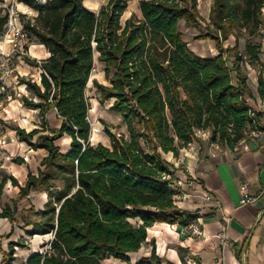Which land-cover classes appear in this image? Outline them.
Instances as JSON below:
<instances>
[{
	"label": "trees",
	"instance_id": "1",
	"mask_svg": "<svg viewBox=\"0 0 264 264\" xmlns=\"http://www.w3.org/2000/svg\"><path fill=\"white\" fill-rule=\"evenodd\" d=\"M14 1L37 13L28 20L19 14L18 21L30 44L43 45L50 54L41 63L24 57L42 69L40 84L18 78L30 95L22 96V103L39 111L41 124L30 133L16 132L20 142L48 156L38 175L29 172L26 186L9 177L21 192L0 218L13 221L21 199L47 191L45 210H30L38 219L30 221L29 235L52 239L49 249L27 264L130 263L153 224L184 227L192 219L176 205L177 178L164 154L179 158L197 132H210L213 143L234 150L249 141L250 131L264 130V114L248 104L244 57L237 46L223 47L236 29L245 30L247 61L259 63L261 45L252 39L263 37L264 0H214L208 32L195 39L214 41L220 53L215 58L196 55L181 31L182 22L201 27L199 0H140L142 18L133 14L124 25L128 0H109L98 13L85 0ZM8 23L9 10L0 11V37ZM226 54H234L233 70ZM96 60L107 82L93 80L99 100L113 101L111 109L127 127V134H117L104 126L110 145L91 141L88 85ZM258 81L263 94L262 74ZM53 109L63 120L60 130L49 129L47 115ZM65 135L72 139L66 153L57 144ZM14 163L26 164L22 158ZM7 179L0 183V197ZM152 258L159 261L155 254Z\"/></svg>",
	"mask_w": 264,
	"mask_h": 264
},
{
	"label": "crops",
	"instance_id": "2",
	"mask_svg": "<svg viewBox=\"0 0 264 264\" xmlns=\"http://www.w3.org/2000/svg\"><path fill=\"white\" fill-rule=\"evenodd\" d=\"M84 4L95 13L105 5L103 0H85ZM210 11L211 8L208 21ZM127 13L128 9L124 13L125 22L133 15L132 12ZM134 13L142 18L139 2ZM260 45L257 66L258 74H262L264 81V35ZM28 52L35 60H45L50 56L46 48L37 43L29 44ZM22 59L24 63L18 65L17 79L30 78L28 74L35 76L38 73L39 79L33 80L40 84L42 69L33 67L24 57ZM23 66L29 69L25 68L24 72H21ZM30 69L35 72L32 73ZM259 75L255 78L251 76L248 84L250 95H247V100L254 111L264 114V90L263 94L259 91ZM2 83L0 82V86ZM22 87L26 89L25 86ZM0 99L5 100L4 106L0 107V119L13 126L0 130V143H5L6 138L12 140H6L5 146H1L5 151V159L0 160V183L3 177H8L0 197L1 215L6 206L13 208V202L19 199L21 192L19 187L13 186L9 177H14L21 186H26L29 172L38 175L41 162L48 156V152L31 149L28 144L18 140L16 132L17 128L28 133L40 128L39 111L25 107L21 99L12 102H7L2 97ZM47 121L51 131L60 130L62 127L63 120L55 109L48 113ZM64 138L68 139L65 149L58 142L57 144L66 153L72 139L67 135L62 139ZM195 144L191 147H195ZM191 147L184 149V164L179 161L181 155L175 158L172 153H169L165 160L172 165L171 170L177 179L191 181V184H186L181 189L191 197L176 201V205L181 211L191 215L190 224L199 227L203 236H191L190 232L187 234L186 226L183 227L179 223H155L148 228L147 241L139 252L131 255L130 263L112 260V264H264V135L258 141L249 140L240 148L231 150L223 147L219 151L204 155L201 152L202 147L200 150ZM29 150L31 152L28 153ZM32 155L40 157L39 164L35 167L29 159ZM16 158L24 159L26 164L14 163ZM243 181L250 183L251 194L257 199L247 206L240 205V183ZM36 193L37 191H34L18 202L19 212L13 221L10 218H0V264H27L31 257L49 249L51 235H29L33 229L30 221L35 220L32 218L31 208L43 211L49 200V192L39 191L38 195L43 202L40 208H36L31 200ZM39 239L43 241L41 244L38 243ZM153 254L160 263L152 258Z\"/></svg>",
	"mask_w": 264,
	"mask_h": 264
},
{
	"label": "rangeland",
	"instance_id": "3",
	"mask_svg": "<svg viewBox=\"0 0 264 264\" xmlns=\"http://www.w3.org/2000/svg\"><path fill=\"white\" fill-rule=\"evenodd\" d=\"M109 0H103V5L107 4ZM129 1V8L128 13L132 12V14H135L134 11L136 10V4L140 0H128ZM214 3V0H199V12L201 16V27L195 28V27H189L185 22H182L181 24V31L184 35V40L189 44V47L191 50L198 56L202 58H215L219 56V52L216 50V44L211 39L207 40H196L195 37L199 35L201 32H208L207 29V21H208V14L209 9L212 7ZM8 9L10 12H14L16 14V17L19 14L26 15L25 20H28V18L33 19L37 16V13L33 12L27 7H23L21 4H15L14 0H6L5 4H0V11ZM100 10H98L96 13H98ZM5 11H3L4 13ZM127 13V14H128ZM127 16V15H126ZM125 15L124 18H122V23L125 22ZM206 21V22H205ZM19 22V21H18ZM209 22V21H208ZM264 35V32L262 33ZM249 41L248 33L245 30H239L236 29L235 36H230L227 41L223 42V47L227 49L228 47H238V51L243 55L244 60L242 62V71L247 75V84H249V81L251 76L255 78L258 74V66L256 62L250 63L247 61L246 57V45ZM255 44H259L261 41L260 36H256L252 39ZM10 46V45H8ZM225 59L227 61V64L231 70H233L234 66V54H226ZM24 63V60L22 59V56H19L17 54L11 55L8 59L0 60V66L2 68H8L12 73L9 74L8 78L5 80L7 86H9L11 98L7 100V102H12L13 100H19L24 95H29V92L22 86L18 85V79L17 74L18 73V65L21 63ZM29 69L27 66H23L20 71L24 72V69ZM103 65L96 61L95 63V70L92 73L91 77V85L89 86L88 90V96L90 99L91 104V112H90V122L92 126V136L91 141L94 144L103 143L105 145H110V141L106 135L104 126H108L110 130L117 134H127V127L126 123L123 119V117L113 111L111 109L113 101H107V102H100L99 100V94L97 93L95 87L93 86V80H98L99 82L107 84V82L104 79V73L102 74ZM257 69V70H256ZM31 72H35L33 69H30ZM257 71V72H255ZM26 76V75H25ZM27 76H30L31 79H39V74L37 73L35 76L28 74ZM233 76H236L235 73H233ZM2 96L0 95V98ZM3 98V97H2ZM3 104H2V103ZM6 102V103H7ZM5 100L3 101L0 99V107L4 106ZM37 120V119H36ZM39 124V121H38ZM5 127H13L12 125L6 123L4 120L0 119V130L4 129ZM198 138L195 140L194 143H196L194 146L191 147L192 149L195 148L196 150H200V147H202V155L205 153H210L211 151H219L223 148L221 144L218 142H215L212 144L211 140V133L210 132H197ZM6 140H10L7 139ZM5 140V143L7 142ZM67 138L60 139L58 141V144L63 146V148H66ZM12 141V140H10ZM203 141V142H202ZM5 143H0V160L5 157V151L1 149V146H5ZM203 143V144H202ZM200 145V146H199ZM219 145V146H218ZM190 148V146L188 147ZM182 153L180 151V155L182 157H185L183 154L184 149H182ZM28 153L31 152V150L27 151ZM34 154V153H32ZM168 154H164V157L166 158ZM169 158V157H168ZM186 158V157H185ZM5 159V158H4ZM30 159V162L33 164V167L37 166L40 161V157L38 155H32ZM39 191L35 194V197H33L31 200L34 202L36 208H40L42 206V199L41 196L38 195ZM33 215V214H32ZM32 218L37 219V217ZM134 224H140V220H132ZM43 241L42 239H39L38 243L41 244ZM112 260L108 261V264H112ZM114 264V263H113Z\"/></svg>",
	"mask_w": 264,
	"mask_h": 264
},
{
	"label": "built area",
	"instance_id": "4",
	"mask_svg": "<svg viewBox=\"0 0 264 264\" xmlns=\"http://www.w3.org/2000/svg\"><path fill=\"white\" fill-rule=\"evenodd\" d=\"M18 16L16 17V14L14 12L9 11V23L7 25L5 33L0 37V60L8 59L13 54H17L22 57L31 58L27 50V46L30 44V37L29 34L26 31H24L22 26L19 24ZM38 61L39 63H41V60ZM10 73L12 72L8 68H2L0 66V82L1 83L3 82L2 85L0 86V95L6 100L11 98L9 86H7L5 82V80L8 78ZM263 135H264V130L261 129L252 130L249 133V140L258 141ZM192 144H190L189 146L191 147ZM179 161L182 164H184L185 157H182ZM186 184H191V181L185 182L184 180L181 179H175L174 188L177 191V195L175 197L176 201L184 200L188 197H191V195L188 192H183L181 190L182 188H184ZM240 191L242 194L240 200L241 206H247L249 204L256 202L257 199L251 194L250 183L248 181H243L240 183ZM207 198H209V196H207ZM185 229L187 234H189V232L192 234L191 236H196V237L203 236V231L194 224H189L188 226H186Z\"/></svg>",
	"mask_w": 264,
	"mask_h": 264
},
{
	"label": "bare ground",
	"instance_id": "5",
	"mask_svg": "<svg viewBox=\"0 0 264 264\" xmlns=\"http://www.w3.org/2000/svg\"><path fill=\"white\" fill-rule=\"evenodd\" d=\"M23 7H24V5L23 4H21Z\"/></svg>",
	"mask_w": 264,
	"mask_h": 264
}]
</instances>
